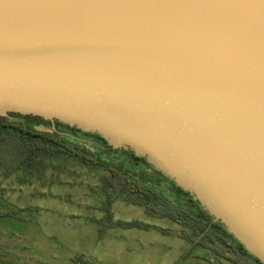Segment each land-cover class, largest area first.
Here are the masks:
<instances>
[{"label":"water","instance_id":"water-1","mask_svg":"<svg viewBox=\"0 0 264 264\" xmlns=\"http://www.w3.org/2000/svg\"><path fill=\"white\" fill-rule=\"evenodd\" d=\"M10 114L145 158L264 264V0H0Z\"/></svg>","mask_w":264,"mask_h":264},{"label":"rangeland","instance_id":"rangeland-1","mask_svg":"<svg viewBox=\"0 0 264 264\" xmlns=\"http://www.w3.org/2000/svg\"><path fill=\"white\" fill-rule=\"evenodd\" d=\"M112 154L100 159L119 168L120 159ZM126 169L149 186L144 168L131 164ZM109 176L104 166L61 157L42 156L36 170L21 168L11 175L0 166V212H11L0 218V264H211L194 258L197 248L184 252L185 243L152 230L169 229L171 234L182 227L149 216L126 195L109 201L103 194ZM161 189L171 204L186 208L182 199ZM214 246L216 255L208 252L204 258L234 264L226 247Z\"/></svg>","mask_w":264,"mask_h":264},{"label":"trees","instance_id":"trees-1","mask_svg":"<svg viewBox=\"0 0 264 264\" xmlns=\"http://www.w3.org/2000/svg\"><path fill=\"white\" fill-rule=\"evenodd\" d=\"M30 119L32 118H24L14 114H10L6 118H0V166L5 169L6 175H11L21 168H26L29 171L36 170L42 156L75 159L88 166H104L110 172V178L105 187L109 201L126 195L128 196L126 198L130 201L147 206L145 200H153L158 206V208L152 209L154 212L176 221L184 216L183 224L192 231L193 239H197L195 243L201 246L212 243L213 245L218 244L222 248L226 247V251L232 255L231 259H233L234 264H262L249 254L221 223L214 222L213 218L195 200L194 203L198 210V213L195 214L191 213V209L188 213L183 214L181 209L168 204H166V210L162 209L159 206L163 202L162 198L127 171L126 166L135 164L134 160L118 153L116 156L120 159L117 165L119 168L113 166L112 162V164L109 162L104 163L101 161L100 156L107 155L111 157L112 152H92L89 148L79 144L75 138L63 134L64 131L72 130L73 127L58 122L62 127L60 130L39 131L37 130L39 125L31 122ZM93 135L99 136L97 134ZM130 154L133 159H143L136 158L133 152H130ZM177 189L183 191L179 187ZM131 195H135L137 198H129ZM10 214L9 211L0 212V218ZM228 238L234 241L236 245L234 246L228 241Z\"/></svg>","mask_w":264,"mask_h":264},{"label":"flooded vegetation","instance_id":"flooded-vegetation-1","mask_svg":"<svg viewBox=\"0 0 264 264\" xmlns=\"http://www.w3.org/2000/svg\"><path fill=\"white\" fill-rule=\"evenodd\" d=\"M24 118H32L30 119L31 122L36 123L37 125H39V127L41 126L50 131H56L62 128L58 124L57 121H55L54 123H51L50 121H46L42 118L31 117V116L24 117ZM63 134L75 138L79 144H81L82 146H85L86 148H89L91 144L97 146V149H94L91 147L89 148L92 152L98 151V152H114L116 154L121 153L124 156L128 157L129 159L134 160L135 164H132L133 168H144L145 169V172H144L146 174L145 180H147L149 184V186L147 185L146 186L149 187L151 190L155 191L162 198L163 202H161L159 205L162 209L164 210L167 209L166 204L170 206H174V204H171L168 197L164 195L165 192L163 193L161 186L165 188L167 196L176 195L184 201V203L186 204V208H182L179 205L174 206V207L181 209L183 214L188 213L192 206L194 208H197L194 203V199L190 194L185 193V191L178 190L176 185L170 179H168L165 175H163L161 172L156 170L150 163H148V161L145 158L138 157L134 154L136 158H143V159H137V160L133 159V156H131L130 154V152H133V151L128 150V149H114L111 146H109L108 143L102 137L93 135L92 133L83 132L80 129H77L75 127H73L72 130L64 131ZM107 146H109L110 148H108ZM108 179L106 180L108 181ZM131 196H133L132 198H137V196L135 195H131ZM145 202L149 205L148 207H151L153 210L154 208L155 209L158 208L157 204L153 200L151 201L145 200ZM180 218H184V216ZM178 222L183 223L184 221L179 220Z\"/></svg>","mask_w":264,"mask_h":264},{"label":"crops","instance_id":"crops-1","mask_svg":"<svg viewBox=\"0 0 264 264\" xmlns=\"http://www.w3.org/2000/svg\"><path fill=\"white\" fill-rule=\"evenodd\" d=\"M103 194H104V196H106L105 189L103 191ZM129 203L130 204L132 203V204H135L137 206H140L141 208H143L144 210H146V213L149 216H153L155 218L167 219L171 223H173L175 225H178L179 227H182V228H179L178 231L171 232V234H169V231H171L169 229L153 227L155 229H152V230L155 233H158L161 236L169 237V235H171L172 237L178 239L181 243H185V245L183 247V251L184 252H186L187 250L190 251L192 248H197L196 253L198 255L197 256H194V258H196V260H198L200 262L203 260V261H207V262H209L211 264H215V263H213L214 261H212L211 259H207L206 257L204 258V255H206L208 252L210 254H212L213 256L216 255V252L214 251L215 248H214V245L212 243H210V245H205V246H201V245H199L197 243H192V240H191V238H192V231L190 229L186 228L183 223H179L178 221H176V220H174V219H172V218H170L168 216H164V215H161V214H158V213L154 212L151 207H148L149 206L148 204L146 206L144 204H136V203H134L132 201H130ZM130 225L133 226V223L130 224ZM138 227H142V228L148 227L149 228V226H146V225H143V224H139ZM143 230L148 231L150 229H147L146 228V229H143ZM202 250L205 251V252H202ZM200 252L202 253L201 256H199L201 254Z\"/></svg>","mask_w":264,"mask_h":264}]
</instances>
